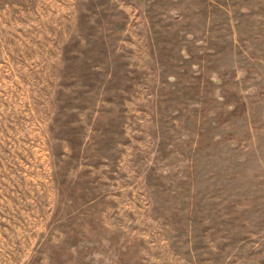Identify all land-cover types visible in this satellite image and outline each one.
<instances>
[{
  "label": "rangeland",
  "instance_id": "rangeland-1",
  "mask_svg": "<svg viewBox=\"0 0 264 264\" xmlns=\"http://www.w3.org/2000/svg\"><path fill=\"white\" fill-rule=\"evenodd\" d=\"M0 264H264V0H0Z\"/></svg>",
  "mask_w": 264,
  "mask_h": 264
}]
</instances>
